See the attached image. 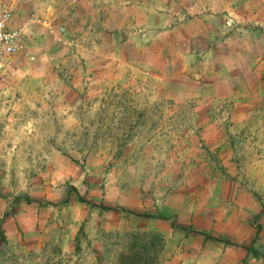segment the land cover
I'll return each mask as SVG.
<instances>
[{
    "label": "rangeland",
    "instance_id": "374dc122",
    "mask_svg": "<svg viewBox=\"0 0 264 264\" xmlns=\"http://www.w3.org/2000/svg\"><path fill=\"white\" fill-rule=\"evenodd\" d=\"M16 7L67 42L0 68V264H264V0Z\"/></svg>",
    "mask_w": 264,
    "mask_h": 264
},
{
    "label": "built area",
    "instance_id": "2783aa9c",
    "mask_svg": "<svg viewBox=\"0 0 264 264\" xmlns=\"http://www.w3.org/2000/svg\"><path fill=\"white\" fill-rule=\"evenodd\" d=\"M16 2L17 0L9 2L0 0V68L11 64L17 56H23L29 60L36 58L28 43V37L33 34V24L44 27L46 33L54 40L62 43L67 42V28L63 25L55 26L46 17L32 15L26 22L15 24Z\"/></svg>",
    "mask_w": 264,
    "mask_h": 264
},
{
    "label": "trees",
    "instance_id": "16d2710c",
    "mask_svg": "<svg viewBox=\"0 0 264 264\" xmlns=\"http://www.w3.org/2000/svg\"><path fill=\"white\" fill-rule=\"evenodd\" d=\"M68 192H69V194L72 193V192H75V193L77 194V196H78V199H79L81 202H85V203H87V204H89V205H91V206H99V207H101V208H103V209L111 210V211H124V212H127V213H135L134 211H132V210L126 208V207H123V206H115V207H113V206H106V205H102V204L98 205L97 203H95V202H93V201H91V200L86 199L83 195H81V193L78 191V189H77L76 187H74L73 185H71V186L69 187ZM26 198H27V201H28V202H34V201H37V200H35V199H32L29 195H26ZM37 202H39V201H37ZM143 215H144V216H151V215H149V214H143ZM164 218H167V217H164ZM260 229H261V228H260V226H259V230H260ZM206 236L209 237V238L215 239V240H220V239H218V238H216V237H214V236H211V235H209V234H207V233H206ZM255 240H256V239H255ZM255 240H253V244H254ZM251 248H252V246L249 247L248 249L250 250ZM133 264H137V255H136V256L134 255Z\"/></svg>",
    "mask_w": 264,
    "mask_h": 264
},
{
    "label": "crops",
    "instance_id": "0c3cea01",
    "mask_svg": "<svg viewBox=\"0 0 264 264\" xmlns=\"http://www.w3.org/2000/svg\"><path fill=\"white\" fill-rule=\"evenodd\" d=\"M17 2H21V0H17ZM260 226V231L262 230V226L261 225H258V227Z\"/></svg>",
    "mask_w": 264,
    "mask_h": 264
}]
</instances>
